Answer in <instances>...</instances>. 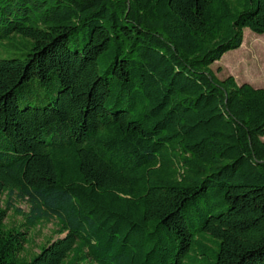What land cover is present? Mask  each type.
I'll list each match as a JSON object with an SVG mask.
<instances>
[{"label": "trees", "instance_id": "obj_1", "mask_svg": "<svg viewBox=\"0 0 264 264\" xmlns=\"http://www.w3.org/2000/svg\"><path fill=\"white\" fill-rule=\"evenodd\" d=\"M245 28L264 0H0V264H264V88L211 69Z\"/></svg>", "mask_w": 264, "mask_h": 264}, {"label": "rangeland", "instance_id": "obj_2", "mask_svg": "<svg viewBox=\"0 0 264 264\" xmlns=\"http://www.w3.org/2000/svg\"><path fill=\"white\" fill-rule=\"evenodd\" d=\"M218 79L223 80L233 76L238 84L249 83L254 87L264 88V34H256L248 28L243 29L242 44L238 49L230 50L222 55L220 60L211 65ZM264 140V138H263ZM25 209L24 205H17ZM21 221L12 211H8L5 222L7 225L18 224ZM53 225L47 224L40 230L30 231V243L25 245L27 254L38 252L40 245L49 239H56Z\"/></svg>", "mask_w": 264, "mask_h": 264}]
</instances>
